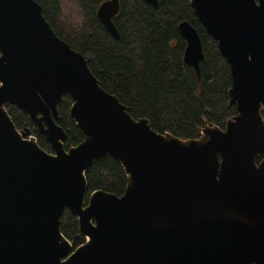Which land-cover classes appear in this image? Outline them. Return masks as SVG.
Segmentation results:
<instances>
[{"label": "water", "instance_id": "water-1", "mask_svg": "<svg viewBox=\"0 0 264 264\" xmlns=\"http://www.w3.org/2000/svg\"><path fill=\"white\" fill-rule=\"evenodd\" d=\"M190 6L229 64L236 115L182 140L134 120L34 0H0V264H264V0ZM118 12L108 0L96 13L115 39ZM178 28L183 61L198 72L200 37L187 22ZM65 95L83 137L68 150L57 124ZM6 105L51 153L16 129ZM108 157L124 170L125 192L94 191L85 204V173ZM64 209L85 238L76 249L60 231Z\"/></svg>", "mask_w": 264, "mask_h": 264}, {"label": "trees", "instance_id": "trees-1", "mask_svg": "<svg viewBox=\"0 0 264 264\" xmlns=\"http://www.w3.org/2000/svg\"><path fill=\"white\" fill-rule=\"evenodd\" d=\"M34 1L52 31L88 59L102 89L114 95L134 120L146 119L155 132L195 139L205 126L224 129L236 115L235 105L229 103V64L203 30L190 0H158L156 7L144 0H118L119 12L112 19L118 39L97 18L99 6L108 0ZM182 22L189 23L201 40L204 59L198 72L183 61L186 43L178 28ZM72 103L65 95L58 105L57 124L65 132V150L83 140L69 116ZM6 111L17 130L28 128L37 144L51 153L27 115L14 105H6ZM85 178V204L94 191L120 197L127 184L122 166L110 157L95 162ZM60 231L73 249L85 243L77 217L67 209L60 218Z\"/></svg>", "mask_w": 264, "mask_h": 264}, {"label": "flooded vegetation", "instance_id": "flooded-vegetation-1", "mask_svg": "<svg viewBox=\"0 0 264 264\" xmlns=\"http://www.w3.org/2000/svg\"><path fill=\"white\" fill-rule=\"evenodd\" d=\"M59 115V114H58ZM59 120V119H58ZM34 124V123H33ZM36 127V126H35ZM28 129V128H27ZM31 134H32V132H31ZM40 134V133H39Z\"/></svg>", "mask_w": 264, "mask_h": 264}]
</instances>
